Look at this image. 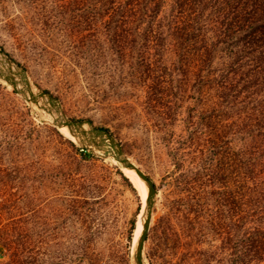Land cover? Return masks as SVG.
Returning a JSON list of instances; mask_svg holds the SVG:
<instances>
[{
	"label": "rangeland",
	"instance_id": "obj_1",
	"mask_svg": "<svg viewBox=\"0 0 264 264\" xmlns=\"http://www.w3.org/2000/svg\"><path fill=\"white\" fill-rule=\"evenodd\" d=\"M94 2L0 0V75L20 86L0 76V264H136L135 237L148 203L118 150L156 186L144 264H229L211 223L216 219L222 234L227 201L239 200L238 176L227 178L228 169L245 148L243 127L262 120L264 82L231 74L224 100L210 108L197 95L205 87L191 70L155 54L145 40L131 42L114 28L115 37L113 28L100 25ZM18 71L35 93L49 92L60 115L87 131L109 130L120 147L105 137L98 148L91 135L60 130V116L42 107L51 108L48 98L41 106L31 101ZM222 108L226 149L211 142ZM212 151L222 153L214 158L223 181L190 184L198 157L216 168ZM198 214L202 236L166 238L167 221L179 229L186 225L175 218Z\"/></svg>",
	"mask_w": 264,
	"mask_h": 264
},
{
	"label": "trees",
	"instance_id": "obj_2",
	"mask_svg": "<svg viewBox=\"0 0 264 264\" xmlns=\"http://www.w3.org/2000/svg\"><path fill=\"white\" fill-rule=\"evenodd\" d=\"M93 7L100 25L113 28L115 37L119 35L114 28L131 42L138 38L145 40L151 43L149 49L154 48L155 54L174 58L182 70H191L196 81L205 87L201 85L197 95L210 108L211 103L212 107L219 106L218 101L224 100L223 91L231 74L246 83H252L255 76L264 82V0H95ZM116 47L117 51L122 48ZM236 78H232L233 83L239 82ZM260 112L262 120L244 123L245 148L239 154V164L236 161L231 172V167L228 169L227 178L232 180L235 173L238 176L239 200L232 197L227 201L228 215L222 234L218 232L216 219L211 223L213 233L223 240L229 264H264V112ZM217 114L215 117L220 120L211 142L214 147L221 143L226 149L228 133L222 119L223 108ZM246 131H254L255 136ZM211 155L213 163L214 157L219 158L222 153L212 151ZM211 166L213 170L203 157H198L193 166L198 170L194 177L188 178L190 184L223 181V168L219 163L216 168ZM175 205L171 209L177 213L180 202ZM201 208L199 212L204 211V203ZM200 214L184 222L175 218L186 225L179 229L173 220L167 221V227H162L167 231L166 238L193 240L201 228ZM198 236H202L201 232Z\"/></svg>",
	"mask_w": 264,
	"mask_h": 264
},
{
	"label": "water",
	"instance_id": "obj_3",
	"mask_svg": "<svg viewBox=\"0 0 264 264\" xmlns=\"http://www.w3.org/2000/svg\"><path fill=\"white\" fill-rule=\"evenodd\" d=\"M17 75H19L20 77L24 78L27 82H25L26 87H25V91H27L30 94L29 99L31 101H33L34 103H36L37 105L40 106V101L43 100V98H48V102L51 105V108H47L46 106H42L43 109H45L49 114L54 115L58 114L60 115V107L59 105L55 104V100L47 95L45 92H38L35 93L32 90V86L30 85L29 81V77L27 74L23 73L22 71H18ZM2 78H4L6 81H8L10 84H12V86H14L15 89L18 88V83L14 80L13 77L5 75L2 73V75H0ZM64 117V116H63ZM60 117H58L56 119V124L60 127L66 126L70 129L71 133H75L77 132L80 135L86 136L88 137L89 135L92 136V138H89V142L91 145H94L95 147L100 148L101 147V140L100 138H107L108 140H110V142L116 146L117 148L120 147V144H118L113 136L104 131V130H99V129H92L90 131H87L85 129V125L82 122H78V121H74V120H69L66 117H64L65 119H59ZM118 161L124 166V168L130 169V170H134L138 176L140 177V179L142 181H144V183L147 185L148 187V196H147V203H148V209H147V214H146V218L144 220V224H143V229L141 232V235L138 239L137 242V246H136V252H135V262L136 264H144L143 261V251H144V247H145V243L147 240V236H148V232L150 230V223H151V219H152V207L154 205V197L156 195V188L154 186V184L152 183V181L135 165L133 164L127 157H125L122 154L121 150H118Z\"/></svg>",
	"mask_w": 264,
	"mask_h": 264
},
{
	"label": "bare ground",
	"instance_id": "obj_4",
	"mask_svg": "<svg viewBox=\"0 0 264 264\" xmlns=\"http://www.w3.org/2000/svg\"><path fill=\"white\" fill-rule=\"evenodd\" d=\"M6 64H7V61L4 62V66H7ZM19 88H20V86L17 89H19ZM27 98H28V96H27ZM59 116H60L59 119H65L62 115H59ZM52 117H53V115H52ZM60 130H62L64 132H67L70 135V137L73 136L72 135L73 133H71L70 129L68 127H66V126L60 127ZM124 170H125V173H126L127 177L133 182L135 188L138 190V192L141 195L144 203L146 204V200H147V196H148V187H147V185L144 183V181H142L140 179V177L138 176V174L134 170H130V169H127V168H124ZM145 204H144V206H145ZM142 213L143 214H142V216L140 218V221L138 223V228H137L136 237H135L136 246H137L138 239H139V237L141 235V232H142V229H143L145 210Z\"/></svg>",
	"mask_w": 264,
	"mask_h": 264
}]
</instances>
